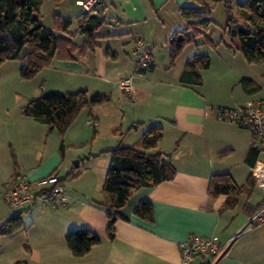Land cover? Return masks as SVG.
<instances>
[{"label": "crops", "instance_id": "crops-1", "mask_svg": "<svg viewBox=\"0 0 264 264\" xmlns=\"http://www.w3.org/2000/svg\"><path fill=\"white\" fill-rule=\"evenodd\" d=\"M72 1L76 7H81ZM191 4V0H102L100 7L106 23L97 30L99 37L95 50L87 51L77 60L55 57L45 68L48 72L41 70L67 86L65 92L87 89L89 94L110 95L109 102L84 108L95 119L92 125L96 146L91 149L97 151L95 156L106 153L119 142L133 144L148 126L161 125L164 135L149 152L160 151L169 155L176 168L174 178L153 187L138 188L122 208L128 220H117L112 239L106 235L108 219L105 210L92 202L103 196L69 192L70 200L65 206L38 200L17 211L4 209L0 212V223L19 213L22 224L13 233L0 235V264H183L179 243L192 234L216 235L227 248L219 256L195 254L191 264H264V223L249 224L253 210L263 200L261 189L256 201L252 194L243 193L232 209L224 207L225 194L209 195L213 174L227 173L241 185L249 174H253L264 154L260 152L255 165L250 167L245 157L253 145L251 131L215 116L217 107H233L251 98L242 87L235 90L243 77L238 79L239 75L235 77L234 72L224 74L226 78L222 84L233 85L237 99L231 105H219L198 88L201 85L186 86L180 82L187 59L197 53L209 55L213 48L200 49L209 43L199 42L186 50L187 53L184 52L186 45L177 59L169 63L168 37L172 31L184 27L179 10ZM79 12L75 11V15L69 17L75 18ZM75 28L73 24L71 31ZM81 38L76 34L73 39L79 42ZM138 39L144 40L153 56L152 66L146 69L137 68ZM164 46L165 58L160 63L158 54ZM213 46L221 60L236 56L227 40L219 44L213 41ZM128 76L132 79V90L126 93L119 87V81ZM43 88H34L27 102L53 91ZM112 115L113 136L105 145L99 144L97 137L103 116ZM21 125L44 140L57 133L26 115L20 121ZM77 127L78 124L73 123L63 136L68 138L71 131H81ZM16 128L15 123L0 119V195L3 196L9 182L20 176L36 182L54 173L64 185L66 178L60 173L68 164L64 138L51 149L46 144L39 145L35 139L29 147L28 157L18 159L16 156V166H12L13 147L9 151L5 143L12 145L15 141ZM240 146L244 150V166L232 163ZM80 154L82 158L77 157L79 159L75 161L78 165L66 168L67 174H74L82 161L91 156V153L85 155L84 151ZM106 154L110 155L109 152ZM82 166L85 171L87 167ZM142 199L153 205V222L133 214L134 207ZM37 203L41 204L40 207ZM80 226L88 227L100 237V241L86 254L75 256L66 245L65 235Z\"/></svg>", "mask_w": 264, "mask_h": 264}, {"label": "trees", "instance_id": "trees-1", "mask_svg": "<svg viewBox=\"0 0 264 264\" xmlns=\"http://www.w3.org/2000/svg\"><path fill=\"white\" fill-rule=\"evenodd\" d=\"M43 1L0 0V66L6 60H20L19 75L23 79L34 77L43 68L48 67L55 57L77 60L87 51L95 50L99 37L97 30L106 23L103 9L100 7L102 0H98L91 9L82 7V11L75 18L55 14L54 29H49L41 23L39 9ZM191 1V5L182 6L179 10L185 23L184 27L172 31L168 37L170 63L177 59L187 44L195 43V38L200 34L204 35L202 43L213 44L211 38L206 35L211 23V3L223 0ZM224 1V33L230 41L229 46L241 51L249 63H264V0L237 2L235 16L229 0ZM73 24L76 28L71 31ZM76 34L82 37L81 41L73 39ZM234 39H238V42ZM223 40L225 39L222 38L221 41ZM210 65L211 60L207 54L197 53L191 56L180 74V82L186 86L202 85V71ZM240 84L249 94L259 89L250 78L243 77ZM110 100V95L89 94L87 89L65 93L51 91L30 99L23 106L22 112L63 136L85 107H94ZM163 135L161 125H150L133 144L119 142L107 150L110 159L102 185L103 198L92 202L106 212V235L109 239L115 236L114 226L117 220H128L122 208L138 188L153 187L174 178L176 168L172 161L160 164L161 156L169 155L160 151L149 152L157 146ZM259 154L260 150L251 145L245 162L253 167ZM12 161L16 166L13 154ZM255 186L253 174H249L241 185L227 173L213 174L209 183V195L225 194L227 198L224 207L232 209L240 196L243 193L250 196ZM133 214L145 221H154L153 205L147 199L137 203ZM21 224L19 213L5 218L0 223V235L13 233ZM99 241L100 237L86 226L72 229L65 235L66 245L75 256L86 254Z\"/></svg>", "mask_w": 264, "mask_h": 264}, {"label": "rangeland", "instance_id": "rangeland-1", "mask_svg": "<svg viewBox=\"0 0 264 264\" xmlns=\"http://www.w3.org/2000/svg\"><path fill=\"white\" fill-rule=\"evenodd\" d=\"M245 0H229V3L232 8L233 16L236 15V3L243 2ZM212 9L210 13L211 23L206 31V35L211 38L212 42L220 43L221 39L224 38L228 42L229 39L225 36L224 27L226 25V11H225V1H215L211 3ZM82 7H76L72 0H44L42 5L40 6L39 13L41 14V23L49 28L54 29L53 20L55 14L59 15H68L74 16L75 11H81ZM238 42V39H234ZM204 41V35L200 34L195 38V42L187 44L185 47V51L189 50L196 46L197 43H202ZM210 49V54L208 55L211 60V66L202 73L203 83L200 88L202 91L206 92L213 101L218 103L219 105H231L234 102V99H237V90L241 88L240 80L241 77H248L254 80L255 84L258 86V90L252 92L251 94L247 93L251 98L259 100L264 99V63H249L243 57L241 51L235 50L236 56L233 58H227L221 60L216 55V50L214 49L213 44H206L205 47H201L200 49ZM166 46L162 48V51L158 54V61L160 63L164 62ZM213 59V62H212ZM170 63V62H169ZM21 61L16 60H6L0 66V90L2 94L0 95V119L6 122H13L16 124L17 134L16 139L12 142V145L8 142L5 143L7 148L13 147V154L18 156V159H23L28 157L31 146V142L37 139L39 145L46 144L47 148H55L62 138H64V143L66 144V159H68V164L63 167L61 170L62 177H65L64 187L65 190L69 192H81L84 194L92 195L95 197L103 196L102 193V185L104 182V175L106 174L108 161L110 159V155H107L105 152L100 153L98 156H93V153L97 151L91 150L92 147L96 146L95 138L93 137L94 126L86 125L87 120L90 118L86 109H83L75 118L73 123L78 124V127L82 131H71L69 137L61 136L59 133H54L53 137H48L47 140H44L41 137H38L35 132H30L28 130H24L22 125L20 126V121L24 117L22 112V107L27 102V99L33 94L34 88L44 87V90L53 89L55 92L65 93L67 86L64 84H60V80H56L55 78L47 75V69L43 68L46 71H40L34 77L30 79H23L19 75V66ZM42 69V70H43ZM229 72H234V76L238 79L241 78L237 83L236 89L233 90V85L226 86L222 84L224 78ZM52 74H57L51 71ZM226 73V75H224ZM242 75V76H240ZM77 87V86H76ZM0 91V93H1ZM49 91V90H48ZM51 92V91H50ZM246 93V92H245ZM18 94V95H17ZM114 95V94H113ZM226 107V106H220ZM230 107V106H227ZM113 115L110 117L103 116L102 126L100 128V134L97 137V141L99 144L105 145L108 141L110 142L112 135V122ZM73 125V124H72ZM71 125V126H72ZM70 126V127H71ZM87 126V127H86ZM77 127V128H78ZM132 133H135V130L130 128ZM247 131V129H246ZM67 132V131H66ZM66 134V133H65ZM52 138V139H51ZM241 139L239 138V143ZM126 143V141L124 142ZM93 145V146H92ZM45 149V148H44ZM43 149V150H44ZM82 151L87 153H91L90 158L87 160H83L82 164L75 170L74 174H67V169L75 164V161L80 157L82 158ZM92 151V152H91ZM262 154V153H261ZM10 155V152H9ZM244 155L243 148L237 147L235 155L232 157L233 164L242 163V157ZM261 159H264V154L261 155ZM72 157L73 160L71 159ZM11 164L13 166V161L11 159ZM85 165V171L83 166ZM244 166V165H243ZM67 168V169H66ZM247 168V167H245ZM66 169V170H65ZM79 172V174H78ZM259 187L255 186L254 192L252 193V197L254 201H256L259 197ZM0 195V212L5 210H9L7 205ZM252 198V199H253ZM40 203H37V207H40ZM51 206V205H48ZM60 207V206H58ZM12 211V210H11ZM14 213V212H13ZM31 219V218H29Z\"/></svg>", "mask_w": 264, "mask_h": 264}, {"label": "built area", "instance_id": "built-area-1", "mask_svg": "<svg viewBox=\"0 0 264 264\" xmlns=\"http://www.w3.org/2000/svg\"><path fill=\"white\" fill-rule=\"evenodd\" d=\"M98 0H75V3L85 9H91L97 4ZM137 68H149L153 63V56L146 46L144 40L138 39L136 44ZM119 87L126 93L132 90L131 76L122 78ZM215 116L219 120L236 123L248 128L252 133L253 146L264 153V99L247 98L245 101L237 103L233 107H217ZM95 124V119L90 117L87 125ZM255 185L258 186L263 194V200L252 212L249 224L264 223V159H259L254 170ZM3 199L7 208L17 211L26 204L36 201L50 203L54 206H65L70 197L65 190L60 178L51 173L41 177L36 182L30 181L24 176L9 182L3 193ZM182 254V263L191 264L195 254L207 253L219 256L227 248L222 244L216 235L205 236L192 234L186 240L179 243Z\"/></svg>", "mask_w": 264, "mask_h": 264}, {"label": "water", "instance_id": "water-1", "mask_svg": "<svg viewBox=\"0 0 264 264\" xmlns=\"http://www.w3.org/2000/svg\"><path fill=\"white\" fill-rule=\"evenodd\" d=\"M97 154H98V153L96 152V153H93L92 155L95 156V155H97ZM169 161H170V159H169L168 156H166V155H162V156H161V159H160V164H161V165H164V164L168 163ZM75 165H78V163H76Z\"/></svg>", "mask_w": 264, "mask_h": 264}]
</instances>
